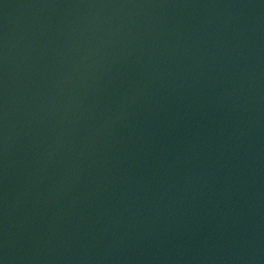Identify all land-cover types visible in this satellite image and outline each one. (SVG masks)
Segmentation results:
<instances>
[{"label":"water","instance_id":"obj_1","mask_svg":"<svg viewBox=\"0 0 264 264\" xmlns=\"http://www.w3.org/2000/svg\"><path fill=\"white\" fill-rule=\"evenodd\" d=\"M0 264H264V0H0Z\"/></svg>","mask_w":264,"mask_h":264}]
</instances>
